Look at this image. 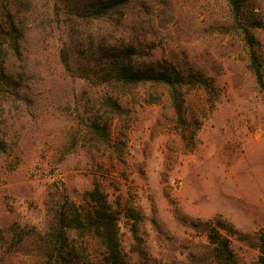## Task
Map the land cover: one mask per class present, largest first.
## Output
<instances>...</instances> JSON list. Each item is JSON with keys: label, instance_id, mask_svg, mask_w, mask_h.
Masks as SVG:
<instances>
[{"label": "rangeland", "instance_id": "374dc122", "mask_svg": "<svg viewBox=\"0 0 264 264\" xmlns=\"http://www.w3.org/2000/svg\"><path fill=\"white\" fill-rule=\"evenodd\" d=\"M111 1L0 0V264L100 259L95 239L72 229L66 241L59 225L89 206L95 184L120 204L121 247L135 264H209L218 242L207 224L219 222L233 226L221 234L235 264H258L264 90L251 59L264 73V0H241L238 15L228 0L100 12ZM129 47L143 66L184 75L180 115L167 94L145 103L140 86L120 111L109 105L119 94L110 56ZM113 115L109 146L94 126L101 134Z\"/></svg>", "mask_w": 264, "mask_h": 264}, {"label": "trees", "instance_id": "16d2710c", "mask_svg": "<svg viewBox=\"0 0 264 264\" xmlns=\"http://www.w3.org/2000/svg\"><path fill=\"white\" fill-rule=\"evenodd\" d=\"M228 1L234 13L238 15L241 9V0ZM128 3L129 0H112L109 4L102 6L100 12L106 13L111 9L117 11L122 7H126ZM12 39L11 43L7 45L9 50L12 49L14 54H20V43L15 38ZM60 56L63 64L71 69L70 55L65 47L60 49ZM133 57V47H129L125 51L118 50L110 56L107 73L110 74L111 84L118 90L119 94L115 98L109 99V105L113 106L114 110L120 111V98L127 96L129 89L140 86L147 90V97L144 96L143 98L145 103H158L162 96L167 94L171 98L177 114L180 115L184 102L182 90L186 83L184 75L173 66H163L159 69L145 67L135 61ZM251 65L260 88L264 90L263 64L254 54L252 55ZM115 117L117 116L113 115L109 118V122L104 124L101 134L98 132V126H94L96 139L99 140L98 136H101L109 146L113 139L111 131ZM86 196L89 200L87 208H81V205H79L75 216L72 218H69L64 213L61 214L59 218L61 235L68 241L72 229H79L82 234L89 235L95 239L101 257L97 259V257L92 256V252L88 254L87 257L91 264H135L130 255L126 254L121 247L119 219L122 210L120 204L118 203L114 206V203L109 200L108 195L99 184H95L93 189L87 191ZM219 223L221 225L219 229L207 224L209 227L206 230L211 232L209 236H212L214 241L218 242L210 252L212 261L209 264H235L236 257L231 247V240L226 235L221 234V231L232 233L233 226L225 222ZM190 226L195 227V222H192ZM259 241L260 255L258 264H264V232L260 234ZM72 250H74V247ZM66 255L64 254V257Z\"/></svg>", "mask_w": 264, "mask_h": 264}]
</instances>
